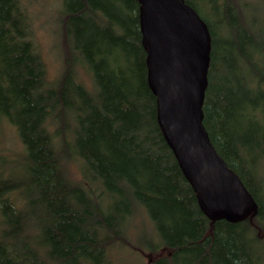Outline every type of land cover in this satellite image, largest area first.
<instances>
[{
	"label": "trees",
	"instance_id": "16d2710c",
	"mask_svg": "<svg viewBox=\"0 0 264 264\" xmlns=\"http://www.w3.org/2000/svg\"><path fill=\"white\" fill-rule=\"evenodd\" d=\"M28 1L0 0V116L23 147L0 152V264H264V0H185L211 39L202 124L257 205L235 223L201 213L161 135L137 0H59L53 81Z\"/></svg>",
	"mask_w": 264,
	"mask_h": 264
},
{
	"label": "water",
	"instance_id": "95a60500",
	"mask_svg": "<svg viewBox=\"0 0 264 264\" xmlns=\"http://www.w3.org/2000/svg\"><path fill=\"white\" fill-rule=\"evenodd\" d=\"M146 82L166 145L210 221H242L257 205L202 124L211 48L206 23L185 0H137Z\"/></svg>",
	"mask_w": 264,
	"mask_h": 264
},
{
	"label": "rangeland",
	"instance_id": "374dc122",
	"mask_svg": "<svg viewBox=\"0 0 264 264\" xmlns=\"http://www.w3.org/2000/svg\"><path fill=\"white\" fill-rule=\"evenodd\" d=\"M59 3V0H34L32 3L27 2L28 14L31 16L32 28L36 34L37 50L45 64L46 77L50 81L57 77L61 69V58L56 45H54L52 34L55 27L53 19L56 10L59 8ZM85 78L87 79V76ZM22 151L23 147L15 127L7 119L0 116V152L6 155L8 161L12 160L14 162L19 158ZM6 167L8 170L11 169L8 165ZM70 170L73 176H77L78 167L75 161L70 164ZM141 253L138 252L140 258L137 261L134 259V252L128 253L119 249L116 256H119L118 262L120 264H137L145 262V258H141Z\"/></svg>",
	"mask_w": 264,
	"mask_h": 264
},
{
	"label": "bare ground",
	"instance_id": "6f19581e",
	"mask_svg": "<svg viewBox=\"0 0 264 264\" xmlns=\"http://www.w3.org/2000/svg\"><path fill=\"white\" fill-rule=\"evenodd\" d=\"M34 1V0H33ZM29 2V1H28Z\"/></svg>",
	"mask_w": 264,
	"mask_h": 264
}]
</instances>
